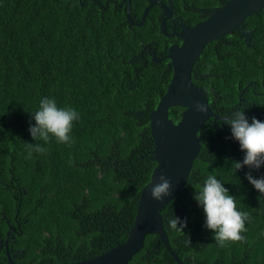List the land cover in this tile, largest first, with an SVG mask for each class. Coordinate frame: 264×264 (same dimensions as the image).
<instances>
[{"label":"trees","instance_id":"1","mask_svg":"<svg viewBox=\"0 0 264 264\" xmlns=\"http://www.w3.org/2000/svg\"><path fill=\"white\" fill-rule=\"evenodd\" d=\"M121 1L0 0V239L29 254L38 248V264L87 259L122 242L156 164L149 112L166 91L172 67L167 59L143 63L140 52L148 43L165 50L180 39L160 33L157 3L136 25L126 21L127 0L123 7ZM222 1L205 0V17ZM148 2L130 0L135 22ZM183 2L194 3L169 0L174 17L191 14ZM239 29L208 42L191 77L215 113L244 110L249 123L252 117L264 121V7ZM43 97L80 114L70 133L74 143L33 140L31 113ZM182 110L170 107L168 115L177 122ZM198 134L201 148L186 183L161 211L171 249L184 264L197 250L215 264L228 258L231 264H264V196L245 178L249 171L260 178L264 165L235 171L232 161H242L245 153L221 118L209 117ZM27 143L47 150L29 158ZM209 175L235 196L237 210L250 213L241 233L246 242L221 247L204 226L193 194ZM172 212L181 220L194 214L184 232L166 225ZM16 223L7 237L8 225ZM128 264L179 263L148 233Z\"/></svg>","mask_w":264,"mask_h":264},{"label":"water","instance_id":"2","mask_svg":"<svg viewBox=\"0 0 264 264\" xmlns=\"http://www.w3.org/2000/svg\"><path fill=\"white\" fill-rule=\"evenodd\" d=\"M154 3H158L164 11L160 31L166 34L165 21L171 17L172 9L161 0H149L144 7L142 19ZM263 7L264 0H225L205 19L193 25H181L178 31L168 34H176L181 43L171 44L167 49L165 56L170 60L172 75L165 93L149 112L153 140L151 160L156 164L150 180L141 188L132 226L122 242L100 254L75 262L55 264H128L132 256L142 248L148 233L157 234L171 257L177 263L184 264L169 245L168 236L163 229L161 211L186 183L193 161L201 148L198 131L209 117L224 118L211 110L205 91L192 80V69L208 42L239 29L246 17ZM126 19L130 24H137L130 17L129 10ZM251 32L252 30L243 32L247 43ZM154 61L158 62L159 59L154 58ZM197 101L208 106L206 112L195 110ZM175 106L183 108L177 122L168 115L169 108ZM162 174L171 182V191L163 200L157 201L151 197L150 189L152 185L160 182ZM0 264L14 263L9 258L6 263Z\"/></svg>","mask_w":264,"mask_h":264},{"label":"clouds","instance_id":"3","mask_svg":"<svg viewBox=\"0 0 264 264\" xmlns=\"http://www.w3.org/2000/svg\"><path fill=\"white\" fill-rule=\"evenodd\" d=\"M120 7H123V5ZM159 7L161 8L160 5ZM127 10H129V15L135 22L130 14V0L126 1L125 18ZM135 23H137V21ZM139 25H141V23ZM160 33L162 32L160 31ZM17 50H20V47ZM22 51H24V49ZM208 67L210 69L211 65ZM207 109L208 106L204 103L199 101L195 103V110L197 112L204 113ZM31 115L35 120V124H30L28 130L33 140L47 143L50 137H55L58 143H74L70 133L72 131L73 122L80 119V114L75 109L71 107L60 108L57 106L55 99L43 97L40 100L39 109L31 113ZM223 121L230 126L231 138L239 142L241 151L245 153L242 161H232V167L235 171L242 169L244 166H247L249 169H259L264 165V121L252 117L251 123H249L244 110L235 111L231 116L224 117ZM26 148L29 158L33 152L45 153L47 150L39 143H27ZM245 178L262 194V196H264V175L260 178H256L252 175V172L249 171L245 173ZM159 180L160 182L152 185L150 189L151 197L157 201L163 200L171 191V182L163 174L160 176ZM195 190L193 198L197 201L198 205L203 208L205 214L204 226L213 232L214 239L219 246H225L228 241L246 242L247 238L241 235V233L247 231L245 222H251V215L249 212L237 210L235 196L229 194V190L224 187V184L218 180L215 175H209L204 180L203 185H198ZM23 192L25 191L23 190ZM167 223L168 226L175 231H183L187 226L186 218L181 220V218L175 214L167 218ZM185 245H191V240L189 238L185 241Z\"/></svg>","mask_w":264,"mask_h":264},{"label":"flooded vegetation","instance_id":"4","mask_svg":"<svg viewBox=\"0 0 264 264\" xmlns=\"http://www.w3.org/2000/svg\"><path fill=\"white\" fill-rule=\"evenodd\" d=\"M122 1H121V3H119V6L122 5ZM193 1H194V3L183 2L184 8L186 10H188V9L191 10V14L188 15V16H177V17H174L173 16V9H172V15H171V17H169L165 21V24H166L165 33L166 34H164V36H166V37L173 36V37L179 38L178 36H176V34H173V35H168V34L175 33V31H178L181 28V25H193V24H195V23H197V22H199V21H201V20H203V19H205L207 17V16L205 17V14L208 12L209 8L204 5L205 0H193ZM224 1L225 0H223L222 3ZM164 4H166L167 6H170L172 8V6L169 3V0H166V3H164ZM220 5L214 6L211 9V11L209 12V14L213 11L214 8H216V7L220 6ZM163 14H164V12L162 10V15H161V18L159 20V24H160V21H161V19L163 17ZM183 14H186V13L183 12ZM141 15H142V13H141ZM142 21L143 20H142V16H141V21H137V24L138 23H142ZM188 21H190V22L188 23ZM237 30H240V29H237ZM238 36L241 37L242 34H239L238 33ZM243 38H244V36H243ZM180 43H181V39H180V41L178 43L173 42V43H170L169 45H171V44H177V45H179ZM168 46L165 47V50H156L155 49V46L154 47H151L149 43L148 44H145L143 46V48L141 49V52H140V57L144 58L143 63H146V59L147 58H150L151 61H154V58H158L159 59L158 62L154 61L156 63H159V62H161L163 60H166V59L169 61V59L165 56L166 53H167ZM167 60H166V62H167ZM168 64H170V62ZM171 215H173V212H172ZM193 216H194V214H192V217ZM192 217L189 218L188 216H186L187 222L190 221ZM166 225H168V223H166ZM18 226H19L18 223H16L15 226L12 225V224H9L8 225V230L6 231L7 237L8 236L13 237V235L10 234V230H16V228H18ZM155 235L157 236V234H155ZM202 237L203 238L204 237H207V235L203 234ZM157 238H158V236H157ZM207 238H209V237H207ZM207 238H205V239H207ZM159 241H160V239H159ZM38 251H39L38 248H35L34 249V252L31 253V254H29L28 252H25L23 250L18 251V249H16L14 246H11V245L8 244V239L7 238L4 241L2 239H0V252H3L4 253V254L0 255V262H3V263H5L6 261H8V259L10 258V260L13 263H15V264H38L40 262L37 259V252ZM7 252H8V255H7ZM188 260L190 261L191 264H215L214 261L208 262L207 261V256L205 255V253L204 252H199L198 250L196 252H194V254L191 257V259H188ZM228 260L229 261L226 264H231V261H230L229 258H228ZM73 262H75V261H73ZM66 263H69V262H66Z\"/></svg>","mask_w":264,"mask_h":264}]
</instances>
